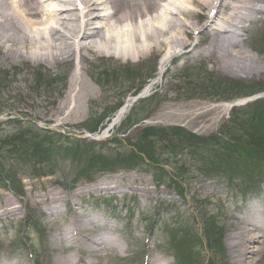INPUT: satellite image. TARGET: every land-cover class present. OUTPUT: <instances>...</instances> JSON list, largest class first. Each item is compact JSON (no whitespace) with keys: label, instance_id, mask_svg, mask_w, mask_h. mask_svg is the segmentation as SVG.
<instances>
[{"label":"bare ground","instance_id":"6f19581e","mask_svg":"<svg viewBox=\"0 0 264 264\" xmlns=\"http://www.w3.org/2000/svg\"><path fill=\"white\" fill-rule=\"evenodd\" d=\"M78 3L84 6L80 15L72 8ZM162 3L172 6L175 15L171 14L172 10L162 9ZM188 5L216 7L214 21L207 26L210 29L208 43L200 55L208 56L219 70H230L234 76H264V56L254 60L245 51L239 33L245 26L264 23V0H178V3L174 0H0V41L4 40L0 44V61L4 64L42 62L58 66L75 59L83 65L89 60L88 56L118 60L143 58L154 50L186 43L182 37L188 36L192 27L184 19L194 17ZM105 10L109 11L100 14ZM172 55L170 52L161 60V69L169 63ZM70 86L79 89L77 102L70 112L74 113L71 117L64 116L68 110V97L56 108L63 123L79 121L84 111L83 102L89 98L90 85L83 76H73ZM167 109L168 106H162V115L169 114ZM222 109H218L219 113ZM183 116L203 120L204 113L192 111ZM11 212L6 207L2 214ZM238 221L228 236L230 263L260 264L264 251L258 246L260 238L254 234L259 227L251 214L247 220L238 217ZM86 227L79 222L61 234L67 242L74 239L82 242L85 239L81 231ZM94 243L97 242L91 241L83 246L95 250ZM64 262L60 259L58 264ZM150 262L164 264L158 259Z\"/></svg>","mask_w":264,"mask_h":264},{"label":"rangeland","instance_id":"374dc122","mask_svg":"<svg viewBox=\"0 0 264 264\" xmlns=\"http://www.w3.org/2000/svg\"><path fill=\"white\" fill-rule=\"evenodd\" d=\"M202 13V11H200ZM207 15V11L205 12ZM200 20L198 21L199 24H201V17H198ZM194 20L189 22L188 24L193 27L195 25ZM188 36H184L183 39L187 40V46L192 43V46L195 42V37L192 36L191 38H188ZM191 40V41H190ZM242 40H244V49L248 54L255 60L260 57L264 56V29L261 26H257V28H253L250 30V32L242 33ZM185 45V44H184ZM183 45V46H184ZM183 46L175 45V46H167L165 49H163V52H161L159 55L158 53L151 55L150 57H147L148 59L145 60L143 67H149L151 63H154L156 61V57H160V55L167 54L168 52L178 53L179 57L176 61L173 62L171 65L172 72H176L177 69H180L181 67H192L199 62H204L206 66H208V70L211 72L216 73L215 76L217 77H227L231 79V82L233 83H251L253 81H264V76H252V75H241L238 74L236 76L232 75L230 70L227 69H218L217 66L213 63V61L208 60L203 57L199 58H192L190 54H186L189 51L190 48H186L184 46L183 49H181ZM250 52H249V51ZM23 55H25L23 53ZM158 55V56H155ZM32 67V64L27 63H16V62H6V64H2L0 62V69L10 71L12 73L11 80L10 78L7 79L8 82L11 85H5L0 86V117H5L6 115H12V116H21L22 114L27 115V119L35 120V122L42 121V119L46 114L44 112L45 108H49L50 106H45L49 103L50 99L55 98V94L50 95V97L46 96H36V94H32L33 91V81L28 76L29 68ZM152 67V66H151ZM150 67V68H151ZM57 71V70H55ZM53 71V72H55ZM181 70H178V72ZM215 81V80H213ZM170 85V84H169ZM241 86V85H240ZM10 87V88H9ZM95 90V89H94ZM161 92L159 93V98L157 100L156 104V111L153 113L152 118V124H155L157 126L166 127V126H172V125H178L183 126L186 130L190 131L191 133L200 134L204 136H208L210 134H215V132L219 129V127L223 124L225 117L221 118L219 120L216 119L215 112H208L204 113L203 120H192V117L188 119L187 117L183 116L185 113L188 112H197L200 111V108L202 111H206L205 109H202L203 107L211 106V103H207V101L199 100V99H193V98H185L184 94H182L181 98L177 92H174L170 89V87H167L166 85H162ZM96 91V90H95ZM97 94V91H96ZM112 95L108 94L106 98H111ZM165 97H168L170 99V103L168 106L169 114L165 117L159 112V103L165 99ZM12 101H18L19 104H17L15 107H10L8 102ZM103 99L101 101V98H95L90 101V103H94L96 106L98 101H101V104L104 103ZM203 101V102H202ZM166 106V107H167ZM106 107V106H105ZM165 107V108H166ZM10 108V109H9ZM197 114V113H193ZM198 157V156H197ZM197 157L194 158V160H191V165L197 163ZM195 161V163H194ZM67 170L65 171L66 176ZM118 175L117 176H104L103 179L99 180L97 183L103 184V185H115L118 182ZM138 178V177H136ZM71 179L72 177L68 176L65 179L62 180L63 187H70L71 186ZM145 181L147 184H149L150 180L149 178H146ZM135 186V185H134ZM149 186V185H148ZM147 186V188H148ZM36 191H44L46 188H48V184H36L34 186ZM88 188L87 186L79 187V191ZM48 190L51 191H59L62 193V197H67L68 201L73 203L74 201L77 202L76 199H74L71 195L73 192H68L62 187H49ZM104 192V191H103ZM118 192V191H117ZM159 194L162 198L169 199L168 196H165L162 190H158ZM187 199L183 200H177L175 198L168 200L171 202H176V206L173 209H170L167 211V215H159L158 222H157V229L161 226L163 229L156 230V232L152 231L150 232L149 236H146L142 233V231L138 232V239L139 241L134 242L132 245L126 246L123 249L122 253H114L113 257L106 258L104 261V264H116L118 260H121V257H127L129 259V262L124 260L126 264H148V261L150 262L151 259L156 261L162 260L166 264H179L177 262L176 258V250L174 247H170L169 245H172L170 238V231H172L173 225L179 226L182 225L183 227L180 228V235L183 234L187 236V234L184 232V229L187 230L188 234H191V236H194L196 233L198 234L201 230L199 222L196 224L191 218V216L197 215V220L199 221L200 216L197 214V212L194 210L196 205L200 202L204 201L206 199L207 201L211 199V203L208 204L209 206H206L209 211H211L214 223L220 227H222L224 231V245H225V251L224 255L226 258L225 263L221 262L219 264H231L229 263L228 258V250H227V237L229 233L232 231V228L234 227V220L237 216L242 215L244 211L248 209V205H258L259 206V212L263 218H259V220H264V201H258L254 195H243L237 191H231V188L226 186L223 181L214 179V178H198L193 184L191 190L188 189L187 191ZM33 197V195H30ZM91 196V194H90ZM26 201V198H24ZM11 202L17 203V208L19 209L17 211V214H12L10 222H5L7 227H10L11 224H17L20 228H22V224L26 219L29 217L30 213H28L29 210H31L32 215H36L37 213H34L31 207H33L34 202L30 201L26 205L27 208H25L24 203H19L16 198H14L11 194H0V208L4 207V204H9ZM219 204H216V203ZM80 203V200H78L77 204ZM95 201H91L90 204H94ZM141 204L143 207L146 208L145 200L141 198ZM218 205H220V214L217 213ZM180 208L179 215L176 212V210ZM149 210V209H148ZM204 211V210H203ZM205 212V211H204ZM207 213V212H206ZM217 213V216H216ZM177 214V215H175ZM174 218H177V222H175ZM236 224V223H235ZM41 225L43 227L41 229H45L42 237H43V243L46 248L47 252V259H43L42 264H54L55 259L58 257L57 254V245L52 240V236L54 235L53 232L56 231L55 228L50 230L49 226L50 224L46 221H42ZM185 226V227H184ZM189 228H187V227ZM65 227H68V225H65ZM191 228V229H190ZM183 229V230H182ZM182 230V231H181ZM52 231V232H51ZM256 235L262 236V239L260 240L261 244L264 245V227L261 229V231H256ZM148 238V239H146ZM152 239V240H151ZM10 238L5 237L3 235H0V264H6V254L2 253V250L4 248H7ZM144 240V241H143ZM143 242H146L148 245H150L151 250H148V252L145 250V245ZM159 242V243H158ZM153 245H155L153 248ZM173 246V245H172ZM200 250V248H198ZM106 254V253H104ZM198 258V264H218L216 262L215 258L211 257V254L200 252L198 254H194ZM263 260H261L260 264H264V254L262 256ZM23 257L16 254V257L12 258V262L15 264H23L22 263ZM87 261L89 263H94L92 259H90V256L87 257ZM25 264V263H24ZM30 264V263H28ZM157 264V263H155Z\"/></svg>","mask_w":264,"mask_h":264}]
</instances>
